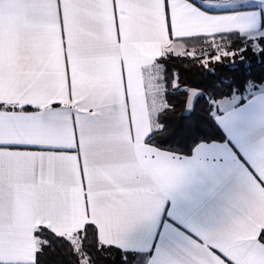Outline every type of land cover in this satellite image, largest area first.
I'll return each instance as SVG.
<instances>
[{
  "label": "snow or ice",
  "instance_id": "6c2138e0",
  "mask_svg": "<svg viewBox=\"0 0 264 264\" xmlns=\"http://www.w3.org/2000/svg\"><path fill=\"white\" fill-rule=\"evenodd\" d=\"M161 29L206 45L183 55L195 67L227 60L240 71L186 82L160 62L182 54L165 50L140 65L156 74L134 103L125 59ZM249 52L264 55V0H0V264H67L66 246L76 264H109L113 250L132 264L145 249V264H202L209 252L264 264V223L253 222L264 210V73L249 70ZM117 58L122 106L106 88ZM177 92L181 122L161 143L193 138L190 152L153 142ZM63 153L76 155L78 181ZM81 197L124 243L102 241L92 219L70 234L35 222L74 213Z\"/></svg>",
  "mask_w": 264,
  "mask_h": 264
},
{
  "label": "crops",
  "instance_id": "0c3cea01",
  "mask_svg": "<svg viewBox=\"0 0 264 264\" xmlns=\"http://www.w3.org/2000/svg\"><path fill=\"white\" fill-rule=\"evenodd\" d=\"M183 32L180 29H176L173 32L174 36L182 35ZM191 42L200 43L199 40H193ZM190 43L185 40H169L167 33L162 29L156 33L155 37L151 41H137L135 43L136 56H128L125 59V66L128 72L129 79L131 81L130 92L132 95V100L134 103L143 104L144 93L151 91L149 85V75L151 70L147 68L142 73L141 64L147 65L151 60L157 55H161L163 51L171 49L177 52H181L185 45ZM121 49L120 45H116L114 48L110 49L111 52H117ZM120 54H123L122 50ZM63 69V61L61 60V70ZM143 84V87H142ZM106 88L108 91L115 90L121 102L123 104L124 91L120 82V64L119 59L116 60L115 71L112 73L108 81L106 82ZM65 101L67 102V97L65 93ZM68 140L70 142L71 131L70 124L68 125ZM61 156L66 161L69 176L68 179L71 180L74 175L78 181V173H76V155L63 153ZM92 216L88 217L84 213V202L81 197L77 210L72 213H55V214H38L35 217V222L37 223H46L50 228L54 229L57 232H62L65 234H70L75 231V229L83 227L87 219L94 220L100 229V239L106 242L112 243H124L122 237L118 234L114 226L110 224L108 217L101 213L97 208L94 202H92ZM253 222L254 223H264V210H255L253 213ZM215 238L210 237L208 242H213ZM133 262L132 264H145L146 257L148 255L147 250L138 251L132 253ZM202 264H225L223 260H220L219 257H216L213 253H207L206 256L202 258Z\"/></svg>",
  "mask_w": 264,
  "mask_h": 264
},
{
  "label": "trees",
  "instance_id": "16d2710c",
  "mask_svg": "<svg viewBox=\"0 0 264 264\" xmlns=\"http://www.w3.org/2000/svg\"><path fill=\"white\" fill-rule=\"evenodd\" d=\"M235 39V37H233ZM190 42V41H189ZM194 44H200L195 42L188 43V46H193ZM186 54V50L183 52L181 56H168L166 59H162L160 62L163 63L167 69H175L180 72L181 79L186 82L195 83L199 80H201V72H204L205 75H209L212 80H218L220 78H224L226 76L232 75L234 73H237L240 70L233 69L230 63L225 60L222 61L220 64L217 65H209V68L214 67L213 73H208L207 70L197 68L194 65L200 63V61H190L188 59L183 58V55ZM246 63L251 65V68L249 69L256 75H260L264 73V55L261 56H254L251 52L247 54ZM166 78L170 81V72L165 73ZM171 88H169V92H171ZM182 93H174L173 96L169 97L173 103L177 105V108L174 112H166L161 117L162 122H166L169 124V131L167 133L163 134H157L153 137V142L157 145H160L164 148L176 150V151H191V146L195 142L193 138H189L185 140L184 144H178L174 143L172 140H169L167 144H162L161 142L165 139H168V137L171 135L172 132L176 130L177 125L181 122V111H182V105L180 103V100L183 98ZM203 105V101H201L200 106L197 108L196 116H201L203 113L200 111V107ZM188 119H192V116L189 115ZM185 124H188L189 121L185 120ZM45 235H47L45 233ZM95 243V236L92 234V230H89V234L87 237V245L89 250L91 249V246ZM68 251L67 256V264H76V258L71 255V246H66ZM132 257L133 262V255L130 254ZM121 259V253H119L116 250H113V255L111 257V260L109 264H120Z\"/></svg>",
  "mask_w": 264,
  "mask_h": 264
},
{
  "label": "rangeland",
  "instance_id": "374dc122",
  "mask_svg": "<svg viewBox=\"0 0 264 264\" xmlns=\"http://www.w3.org/2000/svg\"><path fill=\"white\" fill-rule=\"evenodd\" d=\"M191 42V41H190ZM200 47H206V45H203V44H194L193 46H188V44H186L185 45V49L183 48V50H181V54H183V52L185 51V50H194L195 48H200ZM168 50H171V49H168ZM156 73H155V70L153 69V70H151V74L149 75V85H150V89H151V91L153 90V85H154V82H153V80L151 79V77L153 76V75H155ZM156 103L158 104V100L156 101ZM70 238H73V237H70ZM76 243H77V245L79 244V241L77 240L76 241Z\"/></svg>",
  "mask_w": 264,
  "mask_h": 264
},
{
  "label": "water",
  "instance_id": "95a60500",
  "mask_svg": "<svg viewBox=\"0 0 264 264\" xmlns=\"http://www.w3.org/2000/svg\"><path fill=\"white\" fill-rule=\"evenodd\" d=\"M191 95H192V93H191V91H190V94H189V98L191 99Z\"/></svg>",
  "mask_w": 264,
  "mask_h": 264
}]
</instances>
